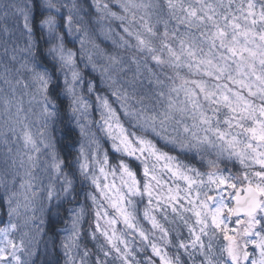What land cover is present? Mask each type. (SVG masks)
<instances>
[{"label":"snow or ice","instance_id":"1","mask_svg":"<svg viewBox=\"0 0 264 264\" xmlns=\"http://www.w3.org/2000/svg\"><path fill=\"white\" fill-rule=\"evenodd\" d=\"M91 8L98 32L84 21L82 13H88L77 0H0V20L13 21L0 34L11 39L16 71L30 74L41 114L33 134L20 117V102L0 98V144L7 150L0 201L8 208L0 227V264H27L13 218L44 224L45 212L58 215L56 202L74 192L76 172L65 171L72 163L92 189L90 236L103 238V257L114 251L120 264H141L131 247L138 239V250L152 253L143 264H183L180 250L190 264H264V0H92ZM62 28L78 48L68 47ZM96 39L110 41L114 50ZM61 96L87 140L74 162L61 158L49 131L60 116ZM93 125L111 142L115 162ZM157 139L185 156H214L207 161L213 170L201 173L158 147ZM221 159H235L243 173L224 175ZM70 211L63 247L74 264L70 253L79 249L87 210L81 205ZM97 264L106 259L98 256Z\"/></svg>","mask_w":264,"mask_h":264},{"label":"trees","instance_id":"2","mask_svg":"<svg viewBox=\"0 0 264 264\" xmlns=\"http://www.w3.org/2000/svg\"><path fill=\"white\" fill-rule=\"evenodd\" d=\"M37 2L39 3L40 0H36V3ZM77 3H79L78 0ZM81 4L84 6L88 14H92L94 20L96 13L95 10L91 8L92 0H81ZM34 12L37 18H39L40 10L38 7L34 8ZM88 14L82 15H85L84 17H88ZM4 22H6L7 25L8 23L9 25L11 23V21L8 22L7 20ZM88 27L98 32L99 28L101 27V24L92 22L91 26L88 25ZM4 41L3 44H5ZM96 42L99 43L102 48H105L108 51L114 50L112 48V45H110L111 43H107L108 41L96 39ZM41 44L43 45L42 41ZM123 53L122 54L125 56L131 55L130 52ZM154 71L158 70L154 68ZM166 71L168 70L166 69ZM144 75H148L146 71ZM58 106L60 108V116L54 122H52V125L49 127V131L52 134L53 140L56 144V150L60 154L61 158L65 159L66 161L74 162L81 144H84L83 137L81 136L80 130L77 127L76 120L72 117L70 109L68 108V101L65 97L61 96L59 98ZM92 118L94 120L95 118L98 119V113L93 112ZM125 127L128 128L130 132L135 131V129L131 128L127 124H125ZM95 130L96 131L94 132L97 134V136L102 137L101 143L103 144V147L109 152L111 160L115 162L118 154L111 149L109 140L104 137L102 133H99L96 127ZM156 142L158 147H161L164 151H169L172 155L179 156L180 160H182L185 164L196 168L201 173H207L208 171L213 170L209 168L207 161L208 159H215L214 156H206L204 159H201L199 156H195L194 154H189L185 156L179 153L178 151H173L169 149L168 146L164 145L163 141H159L157 139ZM133 166L136 167L137 163L134 164L133 162ZM218 170L224 175L231 174L233 176L241 175L244 171L243 167L235 159H221L218 162ZM65 171L76 172V175L74 177V192L71 196L67 197L66 199H62L61 201L56 202L58 204L59 210L58 215L56 214V210H53L51 213L45 212V226L41 236L38 238L39 235H36L38 244L34 250L35 257L33 259V262L30 264H70L69 256L65 254V249L63 247L64 237L68 234L65 229L70 228V210L78 209L81 205L85 206L87 211L81 224L79 249L74 250L72 253H70V255L73 257L74 264H80V258L81 256H83L85 250H87L89 253L88 256L85 258L86 264H97L98 256L101 260L106 259V264H120V261L115 258L116 253L114 251L109 257H103V254L99 250V245L105 243L102 237H98V239L93 240L90 236V231H94V226L92 229H90L89 225L93 221L94 216L91 201L87 199V193L92 189L90 188L89 184L87 182H84L79 176L78 171H76L75 163H72L71 168H66ZM18 184L19 182L17 181V188ZM0 193L3 194L2 188H0ZM4 207L8 211L6 203L3 202V208ZM2 211L4 212L3 209ZM141 222L143 223L145 228H150V225L147 224V222H144L143 220ZM6 223L7 220L3 219L0 225H4ZM167 226L168 225H166V227ZM117 227H122V225H118ZM181 235L183 238H187V230L181 228ZM129 239L132 240L131 237H129ZM131 247L136 255V259L140 261L141 264H143V261L146 256L152 255L150 249H147L144 252H140L138 250V239L133 240ZM108 249L109 246L105 244V250ZM168 251L170 254H174L176 250L170 247ZM180 255L183 264H190L189 258L186 254H184L183 250H180Z\"/></svg>","mask_w":264,"mask_h":264},{"label":"rangeland","instance_id":"3","mask_svg":"<svg viewBox=\"0 0 264 264\" xmlns=\"http://www.w3.org/2000/svg\"><path fill=\"white\" fill-rule=\"evenodd\" d=\"M3 2L8 3L11 2V0H3ZM17 2H20V0H17ZM66 2L70 3L71 0H66ZM78 2L81 4V0H78ZM38 3V2H37ZM83 14V13H82ZM67 12H64V16L66 17ZM85 16V15H84ZM5 20H0V25L3 27ZM8 22L11 21L10 25L13 27V21L12 18L9 17L7 19ZM84 21L87 22L88 25L91 26L92 22H95L93 20L92 14H88V17H84ZM7 22V23H8ZM65 23L64 20L61 21V24L63 25ZM4 24V25H3ZM9 27V23H8ZM62 31H64L65 36H66V43L68 47H79L78 41L74 39L73 36L67 35V29L62 28ZM8 38V37H7ZM9 39V38H8ZM10 41L7 42V44H2L0 47V98L3 96L7 95L9 99L13 101V105H15L16 101L20 102V106L22 107L23 111L20 113V117L22 120H25L26 123H30L31 125V131L33 134H35L40 127L41 124V114H40V108L38 106V97L36 100H33L32 97L35 94V87L32 85L30 74L27 73L24 69H20L19 72L16 71V69L20 68V63L19 62H13L11 60V49L13 47V44ZM21 46L23 45V40L19 41ZM107 43H111L108 41ZM111 45V44H110ZM5 46L9 49L8 53L5 54L4 48ZM128 53V52H127ZM126 54V53H123ZM10 69V71L5 72V68ZM5 79L8 80V83H5ZM28 85V87H25V85ZM11 111L15 113L16 108L13 106L11 108ZM3 112V102L2 99H0V114ZM26 118V119H25ZM99 119V118H98ZM95 118V120H98ZM3 120V116L0 115V121ZM52 125V122H50V126ZM95 125L92 126L91 131L94 132L95 130ZM110 142V141H109ZM83 143L86 146L87 145V140L83 138ZM111 145V142H110ZM13 150H16L17 145H12ZM22 147V145H21ZM169 149L170 146H168ZM167 148V147H166ZM6 148L3 144H0V166H2V161L6 155ZM44 157H41V160H43ZM138 162H134V164ZM212 171V170H210ZM20 172V177H24V169H19ZM209 172V171H208ZM34 174L40 176L41 178L44 179V182L47 183V177L40 171V169H36ZM17 178V181L19 182V178ZM26 178V177H25ZM167 179V177H165ZM171 183V181H169ZM181 186L183 187V182H179ZM231 191V190H229ZM210 195H215V193H209ZM2 195V193H0ZM227 196V193H225ZM4 210V212L2 211ZM21 213L24 212V209H20ZM7 209L4 207L3 208V201H0V224L3 219H6L8 221V215H7ZM30 216L31 213H28ZM39 216V213H37ZM14 222L18 223L20 225L19 230L14 233V237L16 238L17 241L21 238V236L24 237L25 244H26V251L20 253L22 260H25L27 264H30L33 262V259L35 257V248L37 247L38 240L36 238V235H39L38 238L41 236L45 223L44 224H39V220L36 222H33L31 220H28L26 216L22 215L19 218H13ZM232 220L234 221L235 218L233 217ZM44 221L45 216H44ZM5 225V224H4ZM4 225H0V227H3ZM70 227V226H69ZM230 227H235L234 223L230 224ZM39 229V230H38ZM27 235H24V234ZM28 252L31 253V255L28 254ZM156 264H159V261L157 259Z\"/></svg>","mask_w":264,"mask_h":264},{"label":"flooded vegetation","instance_id":"4","mask_svg":"<svg viewBox=\"0 0 264 264\" xmlns=\"http://www.w3.org/2000/svg\"><path fill=\"white\" fill-rule=\"evenodd\" d=\"M4 24H6V22H4ZM3 24V25H4ZM8 26V25H7ZM0 28H2V26L0 25ZM9 28H12V26L11 25H9ZM4 40H9L7 37H5V36H3L2 34H0V47H1V45L3 44V41Z\"/></svg>","mask_w":264,"mask_h":264}]
</instances>
